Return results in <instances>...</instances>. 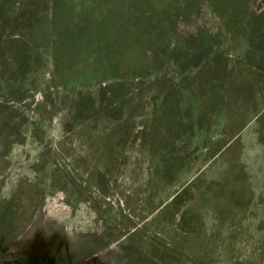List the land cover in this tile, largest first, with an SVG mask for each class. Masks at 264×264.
I'll use <instances>...</instances> for the list:
<instances>
[{
    "label": "rangeland",
    "instance_id": "obj_1",
    "mask_svg": "<svg viewBox=\"0 0 264 264\" xmlns=\"http://www.w3.org/2000/svg\"><path fill=\"white\" fill-rule=\"evenodd\" d=\"M47 1L52 12L25 26L39 65L23 78L0 73V264H264L258 217L230 223L233 234L249 235L231 248L218 240L223 226L213 210L223 189L237 195L243 188L253 202L264 191V122L256 123L264 113V74L253 80L242 74L236 59L246 45L232 29L245 1L201 2L197 14L183 0H169L155 9L164 13L160 21L139 0ZM178 14L187 19L169 32L173 42L197 28L218 34L225 66L217 60L213 70L176 73L171 51L160 53L159 45ZM228 23L233 27L226 29ZM50 29L58 33L57 52L44 49ZM30 75L40 79L32 84ZM108 83H122V95L113 99L106 91L100 101L98 87ZM83 93L93 95L96 116L72 122L66 103ZM202 98L216 101L198 120ZM118 106L115 117L109 109ZM91 121L106 122L104 132L95 129L105 134L96 135L99 142L86 126ZM189 121L192 139L211 142L196 152L192 145L182 149L196 154L192 168L182 165L157 189L147 182L146 155L170 151L173 138L187 131L180 123ZM200 179L211 182L209 192L197 187ZM188 185L168 214L171 196ZM202 201L203 231L196 237L178 225V213Z\"/></svg>",
    "mask_w": 264,
    "mask_h": 264
},
{
    "label": "trees",
    "instance_id": "obj_2",
    "mask_svg": "<svg viewBox=\"0 0 264 264\" xmlns=\"http://www.w3.org/2000/svg\"><path fill=\"white\" fill-rule=\"evenodd\" d=\"M14 0H1L0 1V73L2 74L4 71H7L13 78H23L27 73H30L34 70L36 66L39 65L41 58L40 55L36 53V49L33 45H30L26 42V38L30 30L25 26H31L40 23L43 19H40V14L44 13L48 15L52 12V6L47 0H21L17 7H13ZM142 6L149 7L154 15L160 14L155 9H162L169 0H139ZM216 0H183L187 4V7L194 9L195 13H199L203 4L206 5L211 4ZM245 2L241 5L244 6L241 16L239 17V23L237 27L232 28L234 30L233 33L241 37V39L245 42V48L239 53L238 58L236 59V65L241 69V72L244 76L251 78L253 80L257 76H261L264 74V0H244ZM204 2V3H201ZM12 8L15 9V13H13ZM241 10V8H240ZM162 15H159V21ZM187 14H178L174 18H171L170 26L168 25L166 32H164V39H162L161 44L159 45L161 48L160 53L165 54L168 51H171L172 57L176 63L175 71L178 73L181 78L185 76H190L193 71L204 70L209 71L213 70L214 63L217 60L223 62L219 52L216 49V46L219 43L220 35L215 34L214 36L210 35V32L207 30L196 29L195 34L191 33L189 37L177 36L175 42L171 38L177 31L178 23H186ZM231 23H228L225 28L233 27ZM40 29V38L44 39L47 37L45 35L44 27ZM226 28V29H227ZM34 29V28H33ZM181 32H192L189 29L186 30L185 27H181ZM51 39L50 42H46L44 49L53 48V52H57L55 46L60 44L57 39L58 33L55 30L50 29ZM170 32V33H169ZM210 37H213L215 40H209ZM184 40H183V39ZM67 42L66 44H68ZM68 45L66 48H69ZM58 47V46H57ZM81 49H86L85 45H81ZM64 49V50H65ZM60 56V55H59ZM57 66V65H56ZM223 66H225V62H223ZM142 70V69H141ZM136 71H133L135 74ZM142 71L138 73L141 74ZM30 75V83L35 82V80L40 79V77ZM123 77V76H122ZM76 83L73 81L72 84ZM33 84V83H32ZM173 84H171L172 86ZM103 87H98V94L100 101L105 94L106 91L110 92L112 98L122 92V83H118L117 85L107 84L102 85ZM22 87V86H21ZM23 90V88H22ZM169 91L168 89L166 94H164L163 102L169 100ZM16 95H20L21 91L18 87V91L15 92ZM122 95V94H121ZM67 96V95H66ZM68 97V96H67ZM69 101L66 103L65 110L71 117V121L78 119L80 117H95L96 109L93 95H88L83 93L81 95L75 96V98H69ZM216 98H209L208 102L204 101V98L200 99L203 112H200L199 119L202 117L206 118L207 109L211 103L214 104ZM116 102V101H115ZM210 102V103H209ZM211 105V107L213 106ZM122 106L115 107L113 109H109L111 113L121 114ZM164 107L160 110L163 111ZM166 110V109H165ZM255 113V112H254ZM257 115L261 113V111L256 112ZM256 115V116H257ZM116 117V116H115ZM264 113L261 117H258L257 124L264 122ZM203 120L199 122V126H201ZM106 122H100L99 124H95L94 122H90L88 126L89 132L95 135L97 142H99V138H102L105 134L103 128L106 126ZM181 127L183 132L187 129L185 134H178L175 138H173L172 148L169 150L161 149L154 154L146 155V162L148 168V180L149 184H154L155 188L159 189L167 184L168 180L176 178L180 173L179 169L182 165H187L189 168H192L193 162L196 160V154L194 153H182V149L190 145L193 146V150L195 152L200 151L202 148L207 147L211 140L208 137H203L201 140L192 139L189 136V132L193 131V124L191 121L181 122ZM102 129L103 132L96 131L95 129ZM102 135V136H96ZM115 134L111 133L108 135V139L111 142ZM101 141V140H100ZM194 141V142H192ZM105 147V149H109ZM177 149L181 151H177ZM189 159V160H188ZM188 160V161H187ZM230 173V171H229ZM209 181L214 182L212 179ZM211 184V182H208ZM205 180L200 179L196 182L197 187L202 190V193L209 192V184ZM190 186L182 187L178 192L171 196V200L167 205V212L169 214L177 210L176 202L181 198L182 195L188 193ZM264 190V186L262 187ZM239 194L233 195V193L227 192L225 189L220 191V193L215 194L218 197V200L213 205L214 210V218L217 222H220L223 226L222 234L218 235V240L221 245L229 246L234 248L235 246L245 244L249 235L245 236L246 230L237 231L233 234V223L240 216L244 217L246 215L258 217L259 223L264 224V191L262 195L259 197L257 202H253V198L250 194L247 195L245 190L242 188ZM160 205V204H159ZM158 206V205H155ZM154 206V207H155ZM199 209H196L194 205H191L189 212H179V222L178 225L181 226L185 232L189 231L190 233L196 236V233L203 231V224L201 225L200 217L202 216L203 210L200 208H204V201H202L199 205ZM158 208V207H157ZM155 208V210L157 209ZM166 212V213H167ZM252 219V218H251ZM197 237V236H196ZM260 240V239H259ZM262 242V243H261ZM261 245L264 246V237L261 239ZM264 251V249H263Z\"/></svg>",
    "mask_w": 264,
    "mask_h": 264
}]
</instances>
